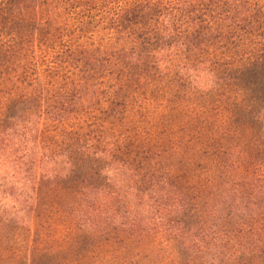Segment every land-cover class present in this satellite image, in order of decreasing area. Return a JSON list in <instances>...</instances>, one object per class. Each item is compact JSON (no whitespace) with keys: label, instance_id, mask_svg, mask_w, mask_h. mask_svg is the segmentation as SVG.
<instances>
[{"label":"trees","instance_id":"trees-1","mask_svg":"<svg viewBox=\"0 0 264 264\" xmlns=\"http://www.w3.org/2000/svg\"><path fill=\"white\" fill-rule=\"evenodd\" d=\"M4 72L0 236L24 234L26 264L56 215L121 231L118 244L165 236L180 264H264V0H0ZM170 76L178 95H219L255 136L199 152L206 173L175 169L139 138ZM146 251L131 263L155 260Z\"/></svg>","mask_w":264,"mask_h":264},{"label":"rangeland","instance_id":"rangeland-1","mask_svg":"<svg viewBox=\"0 0 264 264\" xmlns=\"http://www.w3.org/2000/svg\"><path fill=\"white\" fill-rule=\"evenodd\" d=\"M8 77L6 72L1 74V88L13 86ZM178 85L179 80L170 76L157 101L152 100L149 105L147 104L148 110L155 111L153 115L155 125L151 126L152 123H149L146 129L151 132H142L139 135L140 139L152 141L165 152L168 150L166 155L172 157L169 159L175 169L188 172L196 170L197 174L201 171L206 173V159L203 161L196 158L200 156L199 152L206 155V152L211 153L215 147L224 150L228 146L227 143L231 148L234 146L244 148L255 136L251 129L252 123L242 115L237 116L219 95L214 97L213 101L206 97L199 103L200 100L194 96L178 95ZM144 126L145 120L140 128ZM206 132H209L207 136ZM193 146L198 149L192 150ZM179 153L184 159L181 160ZM185 159L191 160L189 165ZM64 219L65 215H56L52 222L48 221L47 225H51V230H45L35 241L36 252L29 264H133L132 256L135 260L144 258L146 249L154 253L152 257L155 260L149 264H180L185 258L178 243L166 239L165 236L156 240L151 239L145 244L134 241L118 244L123 237L121 231L109 230L110 237H103L101 232L99 236L97 232L84 231L71 226V221ZM17 235L10 240L0 236V251L4 250L3 245L14 246L12 258L15 261L9 264H26L23 241L26 238L22 233ZM129 250L131 255L128 254ZM35 259H39V262ZM4 263L0 258V264Z\"/></svg>","mask_w":264,"mask_h":264}]
</instances>
